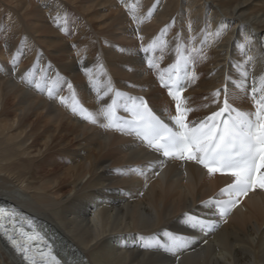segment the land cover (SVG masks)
Listing matches in <instances>:
<instances>
[{
    "label": "bare ground",
    "instance_id": "6f19581e",
    "mask_svg": "<svg viewBox=\"0 0 264 264\" xmlns=\"http://www.w3.org/2000/svg\"><path fill=\"white\" fill-rule=\"evenodd\" d=\"M263 35L264 0H0V204L62 264H264V195L202 245L184 214L202 210L224 178L159 166L99 114L141 94L170 115L153 77L176 62L190 68L182 100L193 123L225 92L248 107L247 89L264 76ZM73 97L96 123L71 110ZM155 162L159 173L147 167ZM94 199L104 204L92 219ZM170 235L186 249L165 251ZM0 264H25L1 238Z\"/></svg>",
    "mask_w": 264,
    "mask_h": 264
},
{
    "label": "snow or ice",
    "instance_id": "6c2138e0",
    "mask_svg": "<svg viewBox=\"0 0 264 264\" xmlns=\"http://www.w3.org/2000/svg\"><path fill=\"white\" fill-rule=\"evenodd\" d=\"M135 19V16L133 17ZM219 33H217L218 35ZM147 51V49H145ZM251 57H249V62ZM247 75V72L244 73ZM162 79V77H161ZM259 89L253 88V99L255 101V111L252 113L242 112L233 108L227 98L223 107L217 112L204 118L198 124L190 126L186 122V115L190 108L183 107V100L178 91H173L175 83L170 86L169 95L176 100V115L171 117L177 131L163 123L158 117L153 115L143 98H136L139 104L126 109L132 114V119L124 121L122 127L116 123L120 118L115 115V101L105 109H101L102 115L108 123L105 127L117 128L120 131L135 132L142 137L149 147L156 151H161L165 157L177 156L180 159L194 160L205 167L209 174L222 173L233 177L232 183L219 190L218 195L227 196L222 201H217L220 206L221 214H226L230 207L239 203L238 197L246 195L250 190L264 189V76L260 78ZM165 86L168 82L163 81ZM37 88L40 87L38 83ZM220 89H217L213 96L220 95ZM258 93H260L258 95ZM51 94V93H50ZM117 95H120L117 93ZM62 102L64 98H61ZM71 110L79 112L86 120L96 123V117L86 108L79 105L73 97ZM225 113L228 117L223 118ZM235 113V115H232ZM214 199V198H212ZM211 202V201H210ZM186 222L195 227L202 224L198 217L185 213ZM4 225L0 224V228ZM13 245L24 254V259L29 260L30 264H35V259L29 256L32 249L28 241L41 239L37 234L27 236V240L22 244L17 239L9 236ZM170 243L164 245L165 251H174L178 246H182L181 238L169 236ZM148 244L145 247H151ZM45 264L50 259L51 264H59V261L50 252L44 253Z\"/></svg>",
    "mask_w": 264,
    "mask_h": 264
},
{
    "label": "rangeland",
    "instance_id": "374dc122",
    "mask_svg": "<svg viewBox=\"0 0 264 264\" xmlns=\"http://www.w3.org/2000/svg\"><path fill=\"white\" fill-rule=\"evenodd\" d=\"M0 73L1 74H3V76H5L4 78H6L7 76L5 75L6 73H5V71H4V73L0 70ZM14 166H17L18 167V165H14ZM95 200V202H96V205H98L97 206V208L96 209H90V215H89V217L91 218V216H92V219L94 218V216L98 213V211H100V209H98V208H102L103 207V205L102 204H104L103 202H101V200L100 199H94ZM99 200V201H98ZM100 202V203H99ZM98 203V204H97ZM95 206V205H94ZM93 212V213H92ZM97 212V213H96Z\"/></svg>",
    "mask_w": 264,
    "mask_h": 264
}]
</instances>
